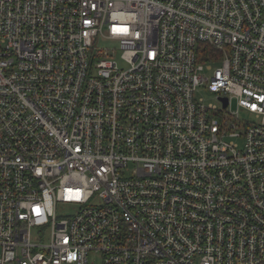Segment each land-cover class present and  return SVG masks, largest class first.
I'll return each mask as SVG.
<instances>
[{"label": "built area", "instance_id": "built-area-1", "mask_svg": "<svg viewBox=\"0 0 264 264\" xmlns=\"http://www.w3.org/2000/svg\"><path fill=\"white\" fill-rule=\"evenodd\" d=\"M0 264H264V0H0Z\"/></svg>", "mask_w": 264, "mask_h": 264}, {"label": "trees", "instance_id": "trees-1", "mask_svg": "<svg viewBox=\"0 0 264 264\" xmlns=\"http://www.w3.org/2000/svg\"><path fill=\"white\" fill-rule=\"evenodd\" d=\"M211 53V50L209 47L205 45H200L198 50V56H200V60L207 61L209 58V55Z\"/></svg>", "mask_w": 264, "mask_h": 264}, {"label": "rangeland", "instance_id": "rangeland-1", "mask_svg": "<svg viewBox=\"0 0 264 264\" xmlns=\"http://www.w3.org/2000/svg\"><path fill=\"white\" fill-rule=\"evenodd\" d=\"M102 46H104V47H107V44L106 43H102ZM119 55L117 56V59H118V61H119V63L121 62L120 61V59H119ZM120 67H121V69H123V68H126L127 66H126V64H122V63H120ZM215 66L213 67V69L211 70V72H209V76L210 77H212L213 76V74H214V70H215ZM205 98H206V100L209 102V103H214V97L213 96H211V95H206L205 96Z\"/></svg>", "mask_w": 264, "mask_h": 264}]
</instances>
